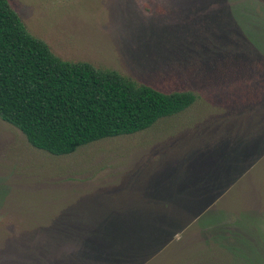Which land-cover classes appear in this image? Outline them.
<instances>
[{
  "label": "rangeland",
  "instance_id": "374dc122",
  "mask_svg": "<svg viewBox=\"0 0 264 264\" xmlns=\"http://www.w3.org/2000/svg\"><path fill=\"white\" fill-rule=\"evenodd\" d=\"M9 1L62 59L197 99L67 155L0 118V264H264V0Z\"/></svg>",
  "mask_w": 264,
  "mask_h": 264
},
{
  "label": "trees",
  "instance_id": "16d2710c",
  "mask_svg": "<svg viewBox=\"0 0 264 264\" xmlns=\"http://www.w3.org/2000/svg\"><path fill=\"white\" fill-rule=\"evenodd\" d=\"M196 99L191 91L165 92L115 69L62 59L28 30L9 0H0V118L35 148L71 154L143 131ZM241 248L232 253L241 258Z\"/></svg>",
  "mask_w": 264,
  "mask_h": 264
},
{
  "label": "crops",
  "instance_id": "0c3cea01",
  "mask_svg": "<svg viewBox=\"0 0 264 264\" xmlns=\"http://www.w3.org/2000/svg\"><path fill=\"white\" fill-rule=\"evenodd\" d=\"M49 227L50 226H56V227H62V223H60L59 221H56V222H54V223H52L51 225H48ZM66 225L65 224H63V227L62 228H64Z\"/></svg>",
  "mask_w": 264,
  "mask_h": 264
}]
</instances>
